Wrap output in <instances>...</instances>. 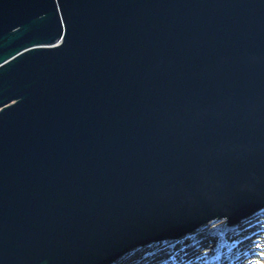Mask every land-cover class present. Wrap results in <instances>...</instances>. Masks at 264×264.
I'll list each match as a JSON object with an SVG mask.
<instances>
[{
	"label": "water",
	"instance_id": "water-1",
	"mask_svg": "<svg viewBox=\"0 0 264 264\" xmlns=\"http://www.w3.org/2000/svg\"><path fill=\"white\" fill-rule=\"evenodd\" d=\"M263 209L264 0H0V264Z\"/></svg>",
	"mask_w": 264,
	"mask_h": 264
},
{
	"label": "rangeland",
	"instance_id": "rangeland-1",
	"mask_svg": "<svg viewBox=\"0 0 264 264\" xmlns=\"http://www.w3.org/2000/svg\"><path fill=\"white\" fill-rule=\"evenodd\" d=\"M255 213L251 214L252 216L248 215L240 222L233 225V232H226L229 237L234 239V245L232 244L229 246V244H227L224 248L220 247L213 249L217 238H215L216 236L214 234H210L207 231L210 229L209 227L212 228L224 221L222 219H218L210 222V224L208 223L209 226L204 227L202 230L203 233L198 234L192 239L189 238L187 240V238H182L194 233L195 230L185 234L183 237L170 240L172 241L170 249L167 245H159L161 241L152 243L147 246L131 250L123 255L122 257H126H124L117 264H164L165 261H168V258H170L172 253L183 258V261H185L186 264H239V262L244 261V259L235 261L236 257H239L242 254L236 247L239 245L241 246L240 248L244 247L247 241H251L250 246H248V248L250 247V251L248 252V250L244 247V257L248 256V254L250 255V264H264V215L257 214L255 216ZM192 241L194 243H192ZM149 248H154V250L149 254H145L143 251H146ZM169 251L172 253L170 252V254ZM215 252L219 254L218 256H221L218 260L215 261L214 259L215 262H212L210 258L212 256L214 257ZM188 254H191L192 256L188 257ZM120 258H118L115 262H117ZM240 263L243 264L242 262Z\"/></svg>",
	"mask_w": 264,
	"mask_h": 264
},
{
	"label": "trees",
	"instance_id": "trees-1",
	"mask_svg": "<svg viewBox=\"0 0 264 264\" xmlns=\"http://www.w3.org/2000/svg\"><path fill=\"white\" fill-rule=\"evenodd\" d=\"M257 214H263L264 215V209L263 210H260V211H257L254 215L256 216ZM209 224H206V225H203L202 227L200 226L199 228H196V230L194 231V233H192V234H190L188 236H185L182 239L187 238V240H188L189 238L192 239V238L196 237L198 234L203 233L202 230L204 229V227H208ZM209 228L210 229L207 232H209L210 234H214L216 236L215 238H217L216 241H215V247L213 249L220 248V247H223L224 248V246L227 245V244H229V246H231L232 244L233 245L235 244L234 239L231 238V237H229L228 234H226V232H228V231L233 232V230H232L233 227L232 226L228 227L226 225L225 221H222V223L219 224V225H215L212 228L211 227H209ZM205 234H207V233H205ZM180 241H181V239H180ZM192 243H194V242L192 241ZM171 244H172V241H170V240H164L163 242H160L159 245H167L169 247V249H170V245ZM153 250H154V248H149L148 250L143 251V252H145V254H149ZM170 252L171 251H169V253ZM218 255L219 254L217 252H215L214 257L212 256L210 259L212 260V259H214ZM124 257H126V256H124ZM124 257H121L117 262H115L113 264H117ZM171 258H172V260H171ZM183 260L184 259L181 258L180 256H177L176 254H173L172 253V255L170 256V258H168V261H165L164 264H185V261H183Z\"/></svg>",
	"mask_w": 264,
	"mask_h": 264
},
{
	"label": "bare ground",
	"instance_id": "bare-ground-1",
	"mask_svg": "<svg viewBox=\"0 0 264 264\" xmlns=\"http://www.w3.org/2000/svg\"><path fill=\"white\" fill-rule=\"evenodd\" d=\"M250 216H252V215H250ZM250 216H249V217H250ZM246 244H247V245H246ZM246 244H245L244 247H245V249H247L248 252H249V251H250V250H249L250 247L248 248V246H250L251 241H247ZM240 247H241V246L239 245V246L236 247V248L238 249V248H240ZM244 247H242L243 250H244ZM244 252H245V250H244ZM246 252H247V251H246ZM191 256H192L191 254H188V257H191ZM240 256H242V254H241ZM240 256H239V257H236V260H235V261H240V260L244 259V261H240V262H242L243 264H250V262H249V260H250L249 256H250V255H249V254H248V256H245V257H244V255H243L242 257H240ZM240 262H239V264H241Z\"/></svg>",
	"mask_w": 264,
	"mask_h": 264
}]
</instances>
